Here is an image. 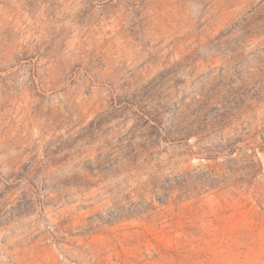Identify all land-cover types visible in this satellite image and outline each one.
<instances>
[{
	"label": "rangeland",
	"instance_id": "rangeland-1",
	"mask_svg": "<svg viewBox=\"0 0 264 264\" xmlns=\"http://www.w3.org/2000/svg\"><path fill=\"white\" fill-rule=\"evenodd\" d=\"M0 264H264V0H0Z\"/></svg>",
	"mask_w": 264,
	"mask_h": 264
}]
</instances>
